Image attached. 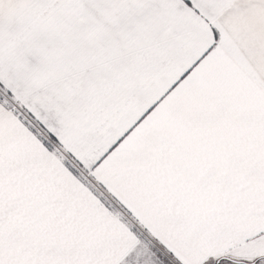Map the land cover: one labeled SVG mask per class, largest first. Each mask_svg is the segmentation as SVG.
Here are the masks:
<instances>
[{
	"label": "snow or ice",
	"instance_id": "1",
	"mask_svg": "<svg viewBox=\"0 0 264 264\" xmlns=\"http://www.w3.org/2000/svg\"><path fill=\"white\" fill-rule=\"evenodd\" d=\"M0 264H264V0H0Z\"/></svg>",
	"mask_w": 264,
	"mask_h": 264
}]
</instances>
